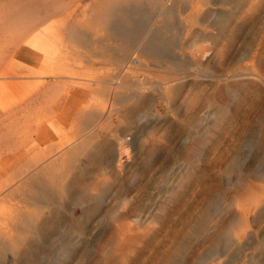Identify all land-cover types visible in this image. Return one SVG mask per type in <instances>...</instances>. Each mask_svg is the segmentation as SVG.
<instances>
[{
    "label": "rangeland",
    "instance_id": "rangeland-1",
    "mask_svg": "<svg viewBox=\"0 0 264 264\" xmlns=\"http://www.w3.org/2000/svg\"><path fill=\"white\" fill-rule=\"evenodd\" d=\"M90 1L0 0V151L15 145L23 155L27 129L39 125L58 131L45 143L51 149L37 148L44 132L33 135V151L70 154L55 192L7 198L17 218L34 216L20 228L0 213V228L11 229L15 242L0 250V264H264V0H197L196 23L188 16L191 0L151 7L153 24L172 30L164 35L167 51L144 54L127 44L138 58L128 54L124 62L142 85H113L102 99L85 96L78 82L109 70L113 50L88 68L71 55L73 35L58 41L50 30L52 52L45 54L22 34L55 15V6L68 11L60 19L69 24L76 19L69 12ZM17 9L26 15L13 24ZM179 45L188 57L178 55ZM56 52L65 56L60 64ZM33 59L42 76L25 72ZM89 98L103 113L94 123L77 120ZM229 230L226 243L221 232Z\"/></svg>",
    "mask_w": 264,
    "mask_h": 264
},
{
    "label": "bare ground",
    "instance_id": "bare-ground-1",
    "mask_svg": "<svg viewBox=\"0 0 264 264\" xmlns=\"http://www.w3.org/2000/svg\"><path fill=\"white\" fill-rule=\"evenodd\" d=\"M82 1H84V0H82ZM169 1L170 0H91L89 3L84 4L83 7L80 8L78 11H76V12L70 11L69 12V13H71V12L75 13V17H76V19L72 20V22L69 24H68V18L62 17L60 19V16L65 15L66 14L65 12L68 13V11H66L65 8H63V7L55 6V8H54L55 15H53L52 17L50 16L51 18H48L47 21L45 20V18L41 19L42 24H38L39 27L34 29L35 27L33 28L31 26L34 30H32L31 32L27 31L29 33L24 35L26 32V30H25V32H22V34H23V36H27V37L31 36L30 38L34 37V40H32V47L37 48V49H41V51H44L45 54H47V53L51 54V52H52V50H51L52 48L50 45H53V44L49 45L50 41H46V40L50 39V38H47V36L52 33L50 30H52L53 32H56L54 37H56V40L58 39V41H59V38L61 37L62 33H64V32H65L64 34L69 35V36L67 35L68 38L70 37V34L73 35V37L71 38L72 39V45L70 46L72 54L71 53H69V54H71L73 56L75 61L79 62L78 64H81V62H83L85 64L83 66H85V67H88V65L92 66L91 64L98 63L100 61L102 62L104 60V57H105L104 56L105 51L109 52V51L113 50L114 51V54L112 53L113 57L110 59L108 57L109 60L107 61L110 64V66H112V67L108 68L109 70H106V71L102 70L101 74L98 73L99 75L96 74L94 77H91L92 75L91 76L88 75L89 76L88 78L82 79V81L80 83L78 82V85L84 84L88 88V91L85 92L86 93L85 96L92 95L96 99L107 98V96L111 94V88L113 87V85H115L114 87L124 86V87H127V89L131 88V90H132V88L134 90H136L137 88H140V86L142 85L143 78H141V80H139L137 78L138 77L137 76L136 78L138 80H136V79L132 78L131 75H129V74L135 73L134 70H132L134 65L132 66V64L124 62L125 57L128 54H130V56L134 55V56H136V58H138L136 55V52L134 53V51L132 52V51H129L126 49V47H128V45H130L133 48H138L139 49V50L137 49L138 52H142V53L144 52V54L145 53H151V54L154 53L155 54L156 52H158V54L161 56L162 55L161 52L165 53V51H167L165 49L167 43H164L163 40L165 38L164 35H166V32L170 31V29H169L170 27L168 26L169 27L168 28L166 26V24H164L166 26V28H168V29H165V27L162 24H161L162 27H158V26H156L157 24H153V21L155 20L153 18H154V16H156L155 15L156 13H151V12H149V10L151 9V7L154 9L158 8L160 10L162 9V7H166V9H167V7L170 6V4L168 5ZM191 1H192V3L191 4L188 3L189 7H187V8L192 13L188 16H189L190 20L192 19V21L194 23H196L195 19L197 17H196V13H195V8H197V6H196L197 0H194V1L191 0ZM76 3L77 2H75L74 4H76ZM13 8H15V7H13ZM17 10L19 11V9H17ZM181 10H179V11H181ZM18 11L17 12L14 11L15 15H13L14 17H12L13 24L16 21H18L20 18L23 19V16L26 15L24 13L25 10L21 9V11H19V12ZM164 12H163V15L165 18L166 14H164ZM158 13L160 14L161 12L159 11ZM174 13H176V11L173 12V14ZM182 13H183V10H182ZM12 14H13V11H12ZM12 14H10V15H12ZM159 14H157V15L159 16ZM198 14H199V11H198ZM171 15H172V11H171ZM188 16H186V17H188ZM160 17H162V15ZM174 18H176V15ZM184 19H186V18H184ZM30 20L28 19L27 21L30 22ZM32 20H33V18H32ZM0 23H2V22L0 21ZM23 23H21V24H23ZM186 23H187V21H186ZM186 23H184V24H186ZM167 24H168V22H167ZM26 25H28V24H26ZM169 25H170V23H169ZM14 26H17V25H14ZM33 26H36V25H33ZM175 28H176V26H175ZM184 28H185V26H184ZM27 29L30 30L29 28H27ZM171 32H172V30L169 33H171ZM45 34H47V35H45ZM193 36L194 35H192V37ZM78 38H80V39H78ZM39 39H44L45 40L44 42L47 43V45L42 44V43H41L42 45L39 44L40 41L37 42V40H39ZM67 40H70V39H67ZM58 41H57V43H58ZM65 42H67V41H65ZM61 44H62V42H61ZM109 45L112 48L109 47ZM18 47L24 48L22 43ZM179 47H180V49H178V55L181 54V56H183V57H186V56L188 57L190 55V53L188 54V52L186 50H184V47H182L180 45H179ZM55 48H57V47H55ZM61 48H60V50H61ZM62 50H64V49L62 48ZM23 51H25V50L22 49V53H23ZM56 53H61V52H56ZM62 54L63 53L59 54V59L57 62L59 64L65 58V56H63L64 54L63 55ZM169 54H172V53H169ZM66 55H68V54H66ZM164 55L165 54H163V56ZM178 55H177V58H178ZM134 56H133V58H134ZM151 56H153V55H151ZM31 58H30V60H31ZM66 58H67V56H66ZM140 58H141V56H140ZM35 59L37 60V58H35ZM125 61H127V60H125ZM160 61H163V60H160ZM35 62L36 61L33 59L31 62V65H30V61H27L28 67H29V65L31 67H29V69L26 70L25 72H28L29 76L40 75L39 73H40L41 69H39V70L35 69V67H34ZM54 62L56 63V61H54ZM164 62H166V61H164ZM166 63H168V62H166ZM96 65H98V64H96ZM106 65L107 64H105V66ZM154 65H156V63ZM90 66L88 68H90ZM58 68L56 70H58ZM0 69H1L0 70V78H5V72L4 71L6 70V67L0 68ZM86 70H88V69L86 68ZM41 72L43 74V71H41ZM42 74L40 76H42ZM82 74H84V73L82 72ZM54 75H55V73H54ZM170 78L172 79V77H170ZM80 79H79V81H80ZM144 79H145V77H144ZM55 82H57V78H56ZM144 84H143V87H144ZM147 84H148V82H147ZM147 84H145V85H147ZM48 85L49 84H47V86ZM66 85H69V84H66ZM50 86H53V85L51 84ZM150 86H152V85H150ZM4 88H6V86ZM43 89H44V87H43ZM115 89L118 90V88H115ZM41 91H43V90H41ZM108 91H109V94H108ZM122 91H125V89ZM131 92H133V91H131ZM112 93H113V91H112ZM123 93H124V95H126L125 92H123ZM123 93H122V97H121L122 99H123ZM115 94H117V92ZM127 95H128V93H127ZM49 97H47V98H49ZM71 97H73V96H71ZM23 101H24V99H23ZM91 101L92 102L90 104H87L86 106H84L85 105L84 104L82 106V109H80V110L76 109L78 111L76 114L78 116L77 120H79V121L88 120L89 122L93 121V123H94V121H97L98 119L103 118V116H102L103 113L102 114L98 113V107H97L98 105L96 104V102L93 103L95 100H91ZM59 103H61V102H59ZM79 103L77 105L78 107H80ZM62 104H65V102ZM63 107H66V106H63ZM70 110H69V115H70ZM77 116H75L74 119ZM71 117H73V116H71ZM71 117L69 119H72ZM111 119H112V116H110L109 122L111 121ZM44 120H42V123ZM46 120H47V118H46ZM40 122H41V119H40ZM48 123L50 124L51 122H48ZM99 123H101V122H99ZM36 124H38V123H36ZM23 126H25L26 128H29L27 125H23ZM37 126L38 127L35 126L36 128H34V130H32V131L29 129H27V131H26V134H29L32 137L29 143L31 144L35 140V136L33 139V135H35V134L39 135L41 132H44L43 134L39 135V137L41 139L40 140L41 145L38 146L37 148L40 149V147H42V149H47V148L51 149V147L47 146L45 143L48 142L50 139L54 138L53 136H55V133L58 131L56 126L54 127V130H52V128H49L48 126H46L47 127L46 131H43V130L41 131L42 128L40 127L41 128L40 129L39 125H37ZM95 128H97V127H95ZM95 128L93 130H95ZM62 129H64V128H62ZM13 130L15 131V129H13ZM97 130H98V128H97ZM87 131H88V129H87ZM98 132L101 134L102 130H98ZM64 134H65V132H64ZM30 144H29V146L27 145L28 147L26 148V149H28V151H26V153H24L23 155H21V154L15 155V152H14L15 151L14 150L15 145L13 146V148H10L8 146L6 152H5V150H3L2 153L0 151V213H5L8 216H10L9 218L11 219V222H10L11 226H12V224H14V226L16 225V226H19L20 228L27 225L30 218L33 217L34 215L20 211L22 214H19L18 218H17L16 217L17 215L12 214L14 212V210L16 212V208L13 209L12 206L9 208L10 205L7 204V200H8L7 198H10V197L16 198L18 196H21V197L23 196L27 200H28V198H35L34 200H38L40 197L41 198L43 196L47 197L50 190H52V192L56 191V187L58 186L57 185L58 181L62 177V175H61L62 168L60 166H64L63 164L66 162L67 158L69 160V157L64 158V155L67 156L68 153H67V151L64 153L62 150L63 148L62 149L58 148L57 150L53 149L52 151H49L48 153L47 152L41 153V151L39 153H37L36 152L37 150L36 151L34 150L35 152L32 150V147L30 146ZM77 147H80V146H77ZM15 149H16V147H15ZM29 150H32V151H29ZM72 151H74V150H72ZM29 153H30V155L32 153H34V154L32 156H30ZM40 153H41V155H40ZM38 154L40 155V160H42V161L41 162L37 161V162H35L36 164L31 165L32 160H35L34 157H36ZM39 155H38V157H36V159L39 158ZM60 168H61V170H60ZM11 180H12V182H11ZM14 203H15V201H14ZM27 208L28 207H25V209H27ZM19 210H20V208H19ZM23 216H26V218H23ZM11 226H9V227H11ZM10 230L11 229H8V227L0 228V250H1V252H3V249L8 248V247L10 248L11 246H13L15 244L14 239H13L14 237L11 236ZM221 234H224L223 237H225L226 240H224V241L226 243L231 242L230 230L229 231H223V232H221ZM218 242H220V241L217 240V244H218ZM215 248L216 247H213L211 250L214 251V250H216Z\"/></svg>",
    "mask_w": 264,
    "mask_h": 264
}]
</instances>
